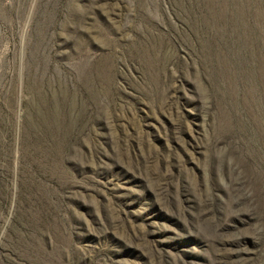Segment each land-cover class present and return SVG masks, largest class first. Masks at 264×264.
Instances as JSON below:
<instances>
[{"label": "rangeland", "instance_id": "obj_1", "mask_svg": "<svg viewBox=\"0 0 264 264\" xmlns=\"http://www.w3.org/2000/svg\"><path fill=\"white\" fill-rule=\"evenodd\" d=\"M0 264H264V0H0Z\"/></svg>", "mask_w": 264, "mask_h": 264}]
</instances>
